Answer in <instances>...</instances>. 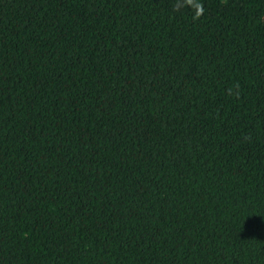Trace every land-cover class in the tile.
<instances>
[{
	"label": "trees",
	"instance_id": "1",
	"mask_svg": "<svg viewBox=\"0 0 264 264\" xmlns=\"http://www.w3.org/2000/svg\"><path fill=\"white\" fill-rule=\"evenodd\" d=\"M0 264H264V0H0Z\"/></svg>",
	"mask_w": 264,
	"mask_h": 264
}]
</instances>
